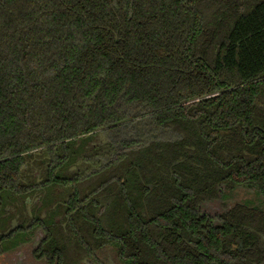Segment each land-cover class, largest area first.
Segmentation results:
<instances>
[{
	"label": "trees",
	"instance_id": "trees-1",
	"mask_svg": "<svg viewBox=\"0 0 264 264\" xmlns=\"http://www.w3.org/2000/svg\"><path fill=\"white\" fill-rule=\"evenodd\" d=\"M146 118L167 133L70 170L100 127ZM240 189L264 204V0H0V213L21 223L0 256L42 227L50 264L106 245L131 264H264V205L201 212Z\"/></svg>",
	"mask_w": 264,
	"mask_h": 264
},
{
	"label": "flooded vegetation",
	"instance_id": "flooded-vegetation-1",
	"mask_svg": "<svg viewBox=\"0 0 264 264\" xmlns=\"http://www.w3.org/2000/svg\"><path fill=\"white\" fill-rule=\"evenodd\" d=\"M146 121H149V123H151V127L150 128L147 127L143 131L142 130L143 124L147 123ZM127 122L133 123L134 129H135L133 133H131L130 131L128 132V129L122 130L121 124H118L117 126L115 124H109V125L100 127L96 131V133H94L92 140H91V145L97 147L95 148V151L92 152L91 153L92 155L90 154L91 156L87 158L81 157L80 159H78L75 165L70 168V170L74 172L76 171L77 173H81L82 171H85L83 176H88L95 171H101L105 169V167H107L114 160L115 155L118 154L120 150H123L125 148V144L123 142L127 141L128 138L131 137V140H134L139 145V144L149 143L150 141L155 139V138L152 139V137L150 136H154L157 134L162 135L164 133H167V131L157 128L155 124L150 119H147V118L138 119L135 121H127ZM157 129L159 131H157ZM142 132L144 133L143 135L146 136L145 138L139 135ZM85 159L87 160L86 162H85ZM88 165H91V167L86 169V166ZM39 173H40L39 170L36 169L35 175L39 176L40 175ZM38 181H39V178H38ZM42 196L43 195L39 193V191H37L34 193L32 197L27 198L26 200L27 211L30 216H32V209L36 211L38 205H40L39 201L42 199ZM102 198L103 197H101L100 200H102ZM19 216L20 214L16 215L14 225L11 227L15 228L16 227L15 223H17L18 225L21 224L19 221ZM43 217H44V214H43ZM37 230L44 233L43 236H41V238L34 241L33 240L34 236H32L29 241L20 243L18 246L30 244V242H32L33 245L31 246L29 250V253L30 255H32V258L34 260H44L45 262L50 264L47 261V259L45 258L37 259L34 256L35 250L38 248V246L40 245L41 241L43 240L45 236V231L42 227L38 228ZM36 232L34 233V235L36 234ZM110 246L111 245H106L98 250H95L92 254L85 257L81 261L80 264H127L125 261L126 259H124L121 256L120 249L116 246L115 247H110Z\"/></svg>",
	"mask_w": 264,
	"mask_h": 264
},
{
	"label": "rangeland",
	"instance_id": "rangeland-1",
	"mask_svg": "<svg viewBox=\"0 0 264 264\" xmlns=\"http://www.w3.org/2000/svg\"><path fill=\"white\" fill-rule=\"evenodd\" d=\"M146 122L147 123L143 124V128H142L143 131L147 127H149V128L151 127V123H149V121H146ZM157 131H159V130L157 129ZM143 134L144 133L142 132L139 135H141L142 137L145 138L146 136H144ZM156 136H158V134L154 135V136H150V137H152V139H153ZM229 195L231 197L227 198L226 200H224V197H221L218 200H214V201L204 203L201 206V212L204 214L211 215V216H216V215L232 208L236 203L260 204L261 206L264 205V204H261V198H260L261 196L256 191H252L251 189H240V190H237L235 193H232ZM11 209L12 210H10L9 215H8L9 211L7 212V214H1L0 213V232L5 231L8 226L14 225V221H15L16 215H17L15 213H18V212H16L13 208H11ZM9 216L12 217L10 219V222H9ZM15 226L17 227L18 224L15 223ZM43 234L44 233L37 230L36 234L33 237V240L34 241L38 240L39 238H41V236H43ZM32 245H33V243L30 242V244L21 245L15 249H11V250L4 252L0 256V264H48L44 260H34L32 258V255H30V253H29V250H30ZM22 247L24 248L23 250L25 253V259L19 260L18 258H20V255L18 254V251H21ZM110 247H115V245H111ZM125 261L127 264H131L130 261H128V260H125Z\"/></svg>",
	"mask_w": 264,
	"mask_h": 264
},
{
	"label": "crops",
	"instance_id": "crops-1",
	"mask_svg": "<svg viewBox=\"0 0 264 264\" xmlns=\"http://www.w3.org/2000/svg\"><path fill=\"white\" fill-rule=\"evenodd\" d=\"M24 248L22 247L21 251H18V254L20 255V260H24L25 259V253H24ZM15 259V258H14Z\"/></svg>",
	"mask_w": 264,
	"mask_h": 264
}]
</instances>
